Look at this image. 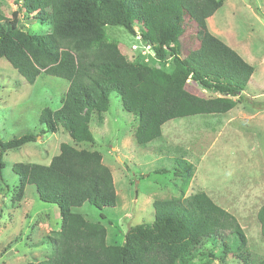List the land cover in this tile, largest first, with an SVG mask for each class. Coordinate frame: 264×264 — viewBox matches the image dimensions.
Returning a JSON list of instances; mask_svg holds the SVG:
<instances>
[{"label":"trees","instance_id":"16d2710c","mask_svg":"<svg viewBox=\"0 0 264 264\" xmlns=\"http://www.w3.org/2000/svg\"><path fill=\"white\" fill-rule=\"evenodd\" d=\"M14 1L18 6L10 19L0 13V58L29 84L41 73L68 81L60 106L55 110L43 107L38 121L41 134L62 128L71 140L59 144L48 164L11 165L18 184L10 204L19 207L25 187L33 185L41 201L57 206L61 220L59 230L40 238L39 243L48 244L51 250L43 259L23 264H183L202 243L231 253L244 264H264V258L255 263L248 260L246 236L235 216L203 190L185 195L194 166L183 149L176 148L180 155L175 165L179 167L173 173L180 179L178 194L155 199L153 221L129 226L122 244L108 243L102 223L73 211L85 202L98 209L117 204L111 168L100 151L87 147L95 142L90 120L102 121L111 93L119 96L123 110L137 120L132 137L141 146L160 139L165 122L225 113L232 104L221 96H241L255 66L207 27V19L222 6V0ZM21 13L50 29H24ZM185 17L195 24L199 45L183 53ZM106 27L125 29L149 46L158 61L170 58L171 70L155 60L147 64L127 59L117 43L107 38ZM191 86L200 94L190 91ZM36 137L25 133L0 140V169L7 151L34 142ZM257 220L264 237V204L257 211Z\"/></svg>","mask_w":264,"mask_h":264},{"label":"rangeland","instance_id":"374dc122","mask_svg":"<svg viewBox=\"0 0 264 264\" xmlns=\"http://www.w3.org/2000/svg\"><path fill=\"white\" fill-rule=\"evenodd\" d=\"M222 2L207 19L208 30L255 66L241 96L240 93L221 96L232 104L229 111L171 119L163 124L162 137L145 146L134 141L132 132L137 120L123 110L115 93L109 95V108L102 121L96 117L90 120L95 142L87 147L100 151L103 162L111 168L117 204L98 209L85 202L73 211L88 221L102 223L112 245L124 242L123 235L129 226L153 221L155 199L178 194L180 179L173 173L179 167L175 165L179 148L194 166L185 195L205 191L240 224L247 240L244 252L249 259L247 255L245 258L251 263L264 258V237L257 220V211L264 204V0ZM17 6L14 0H0V13L10 19ZM19 21L21 27L31 32L50 29V25L33 23L22 13ZM105 31L127 59L147 64L155 60L167 71L171 70L170 58L163 62L156 60L151 48L125 29L106 27ZM195 31V24L185 17L181 34L183 53L198 47ZM67 87V80L44 73L29 84L0 58V140L25 133L37 136L34 142L7 151L4 167L0 169V264L43 259L51 247L40 244V238L51 230H59L57 206L41 201L33 185L25 187L19 207L10 204L12 190L18 184L11 165L14 162L48 164L58 153L61 142H71L62 128L56 133L41 134L38 121L43 107L55 110L60 106ZM189 90L199 93L193 86ZM201 90L208 92L205 88ZM228 235L225 233V238ZM182 263L244 264L240 258L223 253L209 243L196 246Z\"/></svg>","mask_w":264,"mask_h":264},{"label":"crops","instance_id":"0c3cea01","mask_svg":"<svg viewBox=\"0 0 264 264\" xmlns=\"http://www.w3.org/2000/svg\"><path fill=\"white\" fill-rule=\"evenodd\" d=\"M116 194H117V193H116ZM106 230H107V228H106ZM106 240H108V239H107V235H106ZM107 242H108V241H107Z\"/></svg>","mask_w":264,"mask_h":264}]
</instances>
